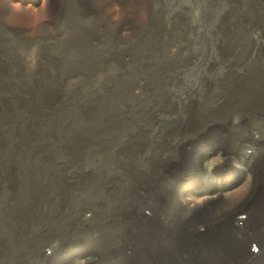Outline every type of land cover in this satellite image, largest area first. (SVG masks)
<instances>
[{"label":"rangeland","instance_id":"374dc122","mask_svg":"<svg viewBox=\"0 0 264 264\" xmlns=\"http://www.w3.org/2000/svg\"><path fill=\"white\" fill-rule=\"evenodd\" d=\"M66 1L91 11L92 0ZM69 6L60 34L0 26V264H238L243 245L226 226L236 201L254 200L264 243V0H147L139 16L114 5L111 28L122 29L95 38L106 59L65 75ZM159 193L166 216L119 211ZM172 193L199 206L173 212ZM173 216L188 230H165L164 252Z\"/></svg>","mask_w":264,"mask_h":264},{"label":"bare ground","instance_id":"6f19581e","mask_svg":"<svg viewBox=\"0 0 264 264\" xmlns=\"http://www.w3.org/2000/svg\"><path fill=\"white\" fill-rule=\"evenodd\" d=\"M24 1L25 0H21V1L19 0L20 5L17 8L18 11H13V9H11V7H10L11 6L10 0H0V26L3 27L4 30L9 31L11 33H15L17 35H30L29 37H34V36L43 37L45 35H56V34L63 33L64 23H61L60 26H58L59 19L57 17V14L61 12L62 8H64L65 6H69L66 0H32L33 5L28 6V10H27L28 14L26 16L18 14L19 11L24 10L22 8V4ZM82 1H84V0H82ZM128 4H131L133 6L134 16H139L140 14L146 13V11H147V0H92L90 2L91 11L88 14L81 12V8H80V5L78 3H76V2L70 3V6L68 8V9H70V19L68 20V24H67V32H68L67 47L69 48V50L67 49L66 56L64 57L65 63L67 65L64 68V73H66L65 75L72 74V73L77 72V71H80V72L90 71L93 68H96L97 64L102 63L106 59L107 53H105V50L104 49H97L95 47L96 35L98 33H101V32H107L110 29H111V32H113L114 34H118L119 31L122 29V25H118V26L116 25V26H113V28H111V25H112L111 19H110L111 8L114 5H118V6L121 5L123 8H125V6L127 7ZM7 16H11V18L9 20H7ZM87 18H88V21H87ZM123 29H125V28L123 27ZM131 30L132 29H128V32L130 33ZM130 89H131V86L127 89V92H130ZM125 91H126V89H125ZM102 92L103 93L104 92L110 93V91L106 90V89H102ZM0 114L2 117L3 116L6 117L7 111L3 105H1ZM203 151H205V150H203ZM202 158H203V152L199 151L196 154V160H197L198 164L200 163L199 161ZM233 174H235V173H233ZM233 174L229 173V174L225 175L224 177L232 178ZM227 178H225V179H227ZM199 181H201V178L198 177L197 175L194 177H191L188 180V184H187L186 188L193 187V185H195ZM163 199H164V197L160 193L155 194L153 196H150V200L155 202L156 203L155 205H150V206L144 205V206H137L136 207V206L131 205V203L133 201V197L129 196L125 200H122L119 202V204H118L119 205V211L121 213H123L126 210L127 211L126 213H129V218H131V213H133V214L139 213V215H141L142 210H149L151 212V214H153V215L164 214L166 216L167 208L161 205ZM169 201H170V205H169L168 209L173 210V212H175L181 208H185L186 212L191 214L193 211H195L194 209H196L199 206L198 203H192V204L186 203L185 201H183V199H181L179 197L178 193H172L170 195ZM239 201H236L235 204L231 207L237 208L241 205H242L241 207H243L244 206L243 204H245V205L250 206L252 208L253 203H250V202H254V200L251 199L250 197L245 198L240 203H239ZM204 209H207V208H204ZM230 210H229V212L231 214ZM235 211H236V209H235ZM255 211H256V209H254L253 213H252V217H254V219L257 218V215H256L257 213H255ZM182 214H183V212H182ZM185 216H187V214H183L184 218H185ZM127 219H128V217H127ZM173 219L174 220L170 219L173 222L171 224H168V222H165L162 219L164 227L161 229H164V230H162V234H161L160 238H162V240H163L161 247L164 248V252H168L169 247L172 250V245L170 244V239H168V240L165 239L164 231L167 229L170 230L172 227L184 228L185 226H187V225L182 226L183 224L179 225V223L177 222L178 216H173ZM254 219L249 217L248 221H245V223L247 222L245 227L247 226L248 223L250 224ZM226 222H227L226 226L228 227L229 235L234 238L235 242L243 245L242 249H239L237 247V249L239 250L237 252V256L239 258L238 264H242L241 260H240V254L241 253L243 254L245 252L247 253V251H248L247 240L249 239L251 234H249V230H247L246 231L247 238H243V237H239L237 235V232L232 230L233 231V235H232V232L230 230V228L232 229V219L230 217H228ZM196 224L197 223H193V226L194 225L197 226ZM159 225H161V224L159 223ZM133 226H134V228L137 229V231H140L141 228H142V230H145V228L146 229L147 228L148 229L156 228V225H152L150 223L145 224V226L138 225V227H137L134 224H133ZM174 228H172V229L174 230ZM126 229H127L126 223H123V226L120 227V231L125 232ZM186 230H188V229L184 228L183 232L186 233ZM207 231H208L207 228H206V230L204 228H199V232H207ZM145 234H146L145 232L144 233H138L139 238H141V239L144 238L146 236ZM176 235H178V234H176ZM193 235H195V233ZM170 236H171V234H170ZM195 236L198 237V235H195ZM51 249H54V246H51ZM60 252L63 253L64 250L61 249ZM84 252H85L84 248L81 247L80 249H75V250H72V251L66 253L65 258H66V260L67 259L68 260H71V259L75 260L77 258L79 259V257H81V255ZM42 257L45 260L49 259L45 255H43ZM139 257H141V256H139ZM166 258H167L168 264H178V260H176V261L175 260H169L168 256ZM123 261H124V259H123ZM126 262H128V260ZM129 262L131 264H134L133 260H131ZM222 263L224 264V261ZM225 263L226 264H234L235 261H233V263H229V262L228 263L225 262ZM57 264H59V263H57Z\"/></svg>","mask_w":264,"mask_h":264},{"label":"built area","instance_id":"2783aa9c","mask_svg":"<svg viewBox=\"0 0 264 264\" xmlns=\"http://www.w3.org/2000/svg\"><path fill=\"white\" fill-rule=\"evenodd\" d=\"M252 147L251 146H246L245 152L246 153H252ZM244 206L237 207V208H232L231 211V216L230 218L232 219V229L230 228L232 235L233 231L237 232V235L239 237L247 238L246 236V231L249 230V234L251 236L247 240V253H241L240 254V260L242 264H264V243H260L258 240H255V232L260 228L259 225L255 223V225H250L249 223L245 227L246 223L245 221H248L249 217H252V209L248 207L247 205L243 204ZM247 206V207H246ZM236 209V211H235Z\"/></svg>","mask_w":264,"mask_h":264},{"label":"crops","instance_id":"0c3cea01","mask_svg":"<svg viewBox=\"0 0 264 264\" xmlns=\"http://www.w3.org/2000/svg\"><path fill=\"white\" fill-rule=\"evenodd\" d=\"M255 213L258 214V211L256 210ZM257 214H256V215H257ZM257 217H258V216H257ZM255 223H256V219H254V220L250 223V225H253V224L255 225Z\"/></svg>","mask_w":264,"mask_h":264}]
</instances>
